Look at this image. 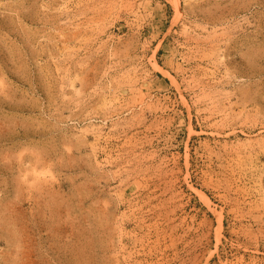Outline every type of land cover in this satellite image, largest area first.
Listing matches in <instances>:
<instances>
[{
    "label": "rangeland",
    "instance_id": "374dc122",
    "mask_svg": "<svg viewBox=\"0 0 264 264\" xmlns=\"http://www.w3.org/2000/svg\"><path fill=\"white\" fill-rule=\"evenodd\" d=\"M0 264H264V0H0Z\"/></svg>",
    "mask_w": 264,
    "mask_h": 264
}]
</instances>
